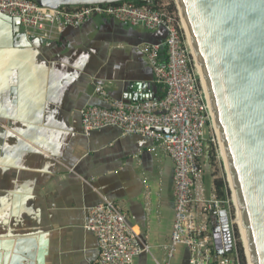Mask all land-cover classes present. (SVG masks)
Listing matches in <instances>:
<instances>
[{
    "label": "crops",
    "instance_id": "crops-1",
    "mask_svg": "<svg viewBox=\"0 0 264 264\" xmlns=\"http://www.w3.org/2000/svg\"><path fill=\"white\" fill-rule=\"evenodd\" d=\"M166 36L163 28L151 32L94 16L40 46L25 36L12 48L0 46V121L33 149L20 154L8 136L14 130L0 129V212L8 219L0 218V234L24 216L47 234V264H93L99 249L85 228L87 210L108 199L162 259L174 219L173 162L152 140L117 128L83 134L80 112L104 105L96 85L113 100L134 94L135 86L136 93L161 97L143 50ZM180 250L175 264L183 262ZM134 264L155 263L144 254Z\"/></svg>",
    "mask_w": 264,
    "mask_h": 264
},
{
    "label": "built area",
    "instance_id": "built-area-1",
    "mask_svg": "<svg viewBox=\"0 0 264 264\" xmlns=\"http://www.w3.org/2000/svg\"><path fill=\"white\" fill-rule=\"evenodd\" d=\"M133 1L48 8L34 0H0V13L19 19L26 35L43 41L51 40L64 27H79L94 16L141 26L151 32L160 28L166 31L163 43L143 50L154 83L163 89L161 97L136 103L113 100L102 85H96L95 94L104 101L105 107H85L80 116L85 135L117 128L122 136L152 140L173 162L174 219L169 242L161 246L162 259L154 258L146 236L140 239L120 206L105 199L87 210L85 228L96 237L99 249L93 264H134L144 254L155 264H175L180 248L186 251L188 264H240L235 234V229L239 232L236 207L228 198L219 200L214 189L211 197H207L203 187L205 133L209 125L212 127V116L179 11L177 15L170 10V4L161 1L155 6H151L152 0L148 5ZM221 211H226L233 250L219 256L215 250V228L223 248L226 245V232L219 217Z\"/></svg>",
    "mask_w": 264,
    "mask_h": 264
},
{
    "label": "water",
    "instance_id": "water-1",
    "mask_svg": "<svg viewBox=\"0 0 264 264\" xmlns=\"http://www.w3.org/2000/svg\"><path fill=\"white\" fill-rule=\"evenodd\" d=\"M34 1L44 7L58 8L112 4L123 0ZM134 1L147 5L151 3V0ZM174 3L185 19L196 54L193 59L201 69L213 114L212 124L214 126L215 121L227 166L226 176L232 185L229 189L236 199L239 211L236 210L247 237L251 264H264V0H174ZM0 22V35L4 39L0 44L2 47L12 48L21 36L29 42L37 41L38 46L43 43L40 38L26 35L21 30L19 19L0 14ZM137 89L138 86H135L132 89L135 93L122 100L136 103L157 98L147 93H136ZM3 111L0 113L3 114ZM0 125V129H8L1 121ZM13 132L8 136L17 139L19 153L32 152L33 149L27 145L21 149L23 141L17 138L15 130ZM18 135L29 140L22 134ZM219 217L226 232L225 247L222 246L218 228L214 229V238L216 253L222 256L231 253L233 248L226 211H221ZM35 232L45 239L42 242L45 247H40L38 254L39 257L42 255V262L38 257L37 264H47V234ZM12 234L21 235L13 230L0 235V264H8ZM18 253L12 254L9 264L19 263ZM181 264H188V256Z\"/></svg>",
    "mask_w": 264,
    "mask_h": 264
},
{
    "label": "rangeland",
    "instance_id": "rangeland-1",
    "mask_svg": "<svg viewBox=\"0 0 264 264\" xmlns=\"http://www.w3.org/2000/svg\"><path fill=\"white\" fill-rule=\"evenodd\" d=\"M160 1L165 3V4H168V6H169V4L170 5L172 4L173 7H174L173 10L178 15L177 7H176V5L174 3V0H160ZM179 18H180V23H181L180 14H179ZM187 43H188V40H187ZM194 68L196 69V67H194ZM3 124H5L8 129H14V130L17 129L12 124H8L6 122L5 123L3 122ZM0 127H1V125H0ZM205 138H206V142H207L206 143V156L203 158V161H202L203 187H204L205 194H206L207 197H211L210 194H211V191H212V188H213V180L219 179V180H222V181L225 182V185H226V187H227V189L229 191L228 199L231 202V201H233L232 191L230 192V189H229L230 185H229V182H228V176H226L225 165H224L223 161L220 158L219 141H217L213 126L211 127L209 125L206 128ZM212 177H214L213 180H212ZM234 206H235V203H234ZM4 209H5V207H4ZM5 214H6L5 210H4V213L0 212V218L4 222H6L8 220V219H6ZM20 216L21 215H19V217ZM13 217H17V216L13 215ZM19 217H17V218H19ZM11 230H13L15 232H18V234H21L20 236H25V235H31V234L38 233V232H35L33 230L32 224L30 223V220L27 217H24V216H23V219L20 220V222L17 225H15V223L11 224ZM0 232H1V230H0ZM235 234H236V239L238 240L237 241L238 252H239V248H240L242 250L244 264H247V260H246L244 249H243V244L241 242L238 229H235ZM0 235H2V234H0ZM11 236H15V235L12 234ZM181 249L182 250H180V254H179L178 259H177L178 262H182L185 259V252H184L185 250L183 248H181ZM241 262H242V260L240 261V264H241ZM242 264H243V262H242Z\"/></svg>",
    "mask_w": 264,
    "mask_h": 264
},
{
    "label": "bare ground",
    "instance_id": "bare-ground-1",
    "mask_svg": "<svg viewBox=\"0 0 264 264\" xmlns=\"http://www.w3.org/2000/svg\"><path fill=\"white\" fill-rule=\"evenodd\" d=\"M180 13H182V12H180ZM0 14H2V13H0ZM2 15H4V14H2ZM180 17H181V25H182L183 29L186 31L188 45L190 47L191 54L194 57L196 54H195L193 45L191 43L190 37L188 36L189 33H188V29H187V25H186L185 19H184L183 15L182 16L180 15ZM1 26H2V22H0V33H1ZM3 47L7 48L6 46H3ZM195 67H196V71H197V73L199 74V77H200L201 86L203 87L205 93L207 94L199 63H198L197 66L195 65ZM209 108H210L209 112L213 116L210 105H209ZM212 126H213V124H212ZM213 128H214V132H215V136L217 138V141H219L220 158L223 161V163L225 165V169H226L227 166H226V162H225V159H224L222 147H221V144H220L218 132H217L216 125H215V121H214ZM25 145L26 144H23L20 147L22 148ZM228 182H229V185H231V181H230L229 177H228ZM231 187H232V185H231ZM232 194H233V192H232ZM233 201H232L233 204L235 203L236 209L238 210L236 199L233 198ZM237 225L239 227V232H240L241 241H242V244H243V249H244L245 257H246V260H247V264H251L252 263L251 262L252 259H251V254H250V251H249V245H248V241H247V237H246V234H245V230H244V227H243V224H242V221H241L240 218H238V220H237ZM6 237H9V236H6ZM12 238H18V239H12ZM10 239L12 240V241H10L12 250L10 252H8V254H9V258H8V261H7L8 264L11 261L12 254L14 255L15 252H16V254L19 252L18 253V257H19L20 261H19L18 264H37L38 257H39V255H38L39 254V249H40V247H45V243L42 244V242H44L45 239L40 237V233H35V234L25 235V236H11ZM13 249H14V251H13ZM41 257H42V255H40V257H39L40 262H42Z\"/></svg>",
    "mask_w": 264,
    "mask_h": 264
},
{
    "label": "trees",
    "instance_id": "trees-1",
    "mask_svg": "<svg viewBox=\"0 0 264 264\" xmlns=\"http://www.w3.org/2000/svg\"><path fill=\"white\" fill-rule=\"evenodd\" d=\"M134 3H137L136 1H133ZM160 2V0H152V4L151 6H155L158 5ZM174 7L171 4L170 5V10H173ZM213 187H214V191H215V195L217 196V198L219 200H223L225 201L228 198L229 195V191L225 185V182L219 179H215L213 180ZM239 259L240 261L242 260L243 264H244V260H243V254H242V250L239 248ZM241 262V264H242Z\"/></svg>",
    "mask_w": 264,
    "mask_h": 264
}]
</instances>
